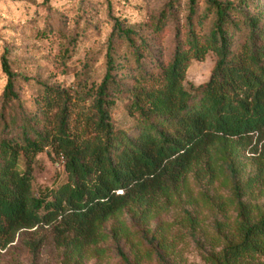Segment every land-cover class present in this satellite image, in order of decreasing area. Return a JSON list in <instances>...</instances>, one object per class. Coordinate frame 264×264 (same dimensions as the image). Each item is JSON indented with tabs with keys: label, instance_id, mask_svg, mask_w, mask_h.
<instances>
[{
	"label": "trees",
	"instance_id": "trees-1",
	"mask_svg": "<svg viewBox=\"0 0 264 264\" xmlns=\"http://www.w3.org/2000/svg\"><path fill=\"white\" fill-rule=\"evenodd\" d=\"M179 10L180 0H167L154 31L162 32L168 22L178 21ZM114 33L134 47L137 60L143 56L133 27L116 18L106 70L93 94L92 111L82 117L80 128L71 125L75 100L53 85L44 86L42 117L32 121L24 115L20 123L10 118L5 124L18 125L19 131L0 135L1 248L22 230L50 227L52 242L62 252L61 264H82L84 247L105 236L102 227L111 215L131 202L157 203L160 195H170L184 181L193 166L201 175L212 176V146L224 137L251 144L257 169L246 183L264 190L261 11H251L246 0H188L184 22L175 24L174 50L160 64L157 82L130 89L129 111L138 114V132L133 135L116 129L110 116L113 90L119 84ZM210 49L216 59L208 79L185 85L191 59H203ZM0 63L7 76L1 96L8 102L19 97L8 50L1 54ZM44 149L62 158L66 175L54 188L37 195L32 189L33 163ZM256 208L240 202L229 242L204 254L207 264H260L255 259L264 254V212L255 218ZM24 243L35 259L44 242ZM118 252L126 264H134L121 247ZM159 256L170 264L161 252Z\"/></svg>",
	"mask_w": 264,
	"mask_h": 264
},
{
	"label": "rangeland",
	"instance_id": "rangeland-1",
	"mask_svg": "<svg viewBox=\"0 0 264 264\" xmlns=\"http://www.w3.org/2000/svg\"><path fill=\"white\" fill-rule=\"evenodd\" d=\"M166 1L0 0V62L1 54L8 50L19 93L17 99L3 100L7 76L0 63V135H18V125H5L10 118L20 123L24 115L33 117L32 121L37 115L43 116L45 85L68 91L75 100L71 125L81 127L82 117L92 111L93 94L106 70V52L116 18L133 27L143 56L137 60L134 47L114 33L119 84L113 90L110 116L116 129L136 134L138 114L129 111L130 89L157 82L154 79L160 64L167 62L174 50L175 24L183 23L187 12L188 0H180L179 20L155 32V21ZM246 1L251 11H261L264 24V0ZM208 22H204L205 28ZM215 59L212 49L203 59H191L184 84L206 81ZM212 153V176L201 175L198 166H193L184 181L170 195H160L157 203L131 202L111 215L102 227L105 236L96 245L84 247L82 264H126L118 247L134 264L136 258L139 264H164L159 252L170 264H207L203 255L229 242L240 202L257 206L255 218L264 212V190L258 184L246 183L257 169L251 144L224 137L215 142ZM65 175L62 158L44 149L35 156L32 189L37 195L48 192ZM31 239L44 242L35 259L24 243ZM52 241L50 227L22 230L13 242L0 247V264H61V249ZM159 244L165 247H157ZM255 261L264 264V254Z\"/></svg>",
	"mask_w": 264,
	"mask_h": 264
}]
</instances>
